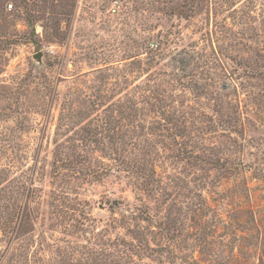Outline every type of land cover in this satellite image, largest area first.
Listing matches in <instances>:
<instances>
[{
	"label": "rangeland",
	"instance_id": "rangeland-1",
	"mask_svg": "<svg viewBox=\"0 0 264 264\" xmlns=\"http://www.w3.org/2000/svg\"><path fill=\"white\" fill-rule=\"evenodd\" d=\"M0 264H264V0H0Z\"/></svg>",
	"mask_w": 264,
	"mask_h": 264
},
{
	"label": "water",
	"instance_id": "water-1",
	"mask_svg": "<svg viewBox=\"0 0 264 264\" xmlns=\"http://www.w3.org/2000/svg\"><path fill=\"white\" fill-rule=\"evenodd\" d=\"M42 55H43V53L42 52H39V53H37V54L34 55V58L37 59V60H39V61H41Z\"/></svg>",
	"mask_w": 264,
	"mask_h": 264
},
{
	"label": "built area",
	"instance_id": "built-area-1",
	"mask_svg": "<svg viewBox=\"0 0 264 264\" xmlns=\"http://www.w3.org/2000/svg\"><path fill=\"white\" fill-rule=\"evenodd\" d=\"M117 2H118V1H115V5H114V7L112 8L113 11L116 10V3H117ZM8 7H9V9H12V8H13V3H9V4H8Z\"/></svg>",
	"mask_w": 264,
	"mask_h": 264
}]
</instances>
